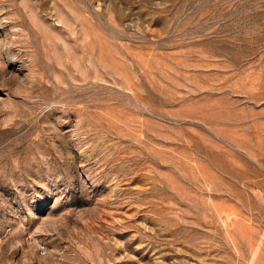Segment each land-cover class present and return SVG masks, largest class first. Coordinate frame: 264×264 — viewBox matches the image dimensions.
Returning <instances> with one entry per match:
<instances>
[{
  "label": "rangeland",
  "instance_id": "1",
  "mask_svg": "<svg viewBox=\"0 0 264 264\" xmlns=\"http://www.w3.org/2000/svg\"><path fill=\"white\" fill-rule=\"evenodd\" d=\"M0 264H264V0H0Z\"/></svg>",
  "mask_w": 264,
  "mask_h": 264
}]
</instances>
